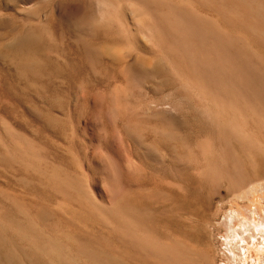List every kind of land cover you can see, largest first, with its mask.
<instances>
[{"label": "rangeland", "instance_id": "374dc122", "mask_svg": "<svg viewBox=\"0 0 264 264\" xmlns=\"http://www.w3.org/2000/svg\"><path fill=\"white\" fill-rule=\"evenodd\" d=\"M2 1V212L18 205L36 218L45 213L46 218H35L42 221L34 222L35 229L50 228L60 241L70 236V243H63L71 250L82 242L108 264H264V239L256 232L262 227H255L262 225V200L233 196L239 186L262 177L263 156L229 139L224 127L199 114L178 89L165 83L157 89L158 77L99 58L95 47L104 38L82 19L84 10L93 9L88 2ZM250 40L264 53L255 34ZM215 42L217 51L231 57L232 87L244 94L253 86L244 67L255 60L254 48L231 39ZM162 95L175 108L166 115L146 104ZM249 98L250 104L238 99V107L260 117L264 79ZM207 149L212 154L203 156ZM9 204L15 208L7 209Z\"/></svg>", "mask_w": 264, "mask_h": 264}, {"label": "bare ground", "instance_id": "6f19581e", "mask_svg": "<svg viewBox=\"0 0 264 264\" xmlns=\"http://www.w3.org/2000/svg\"><path fill=\"white\" fill-rule=\"evenodd\" d=\"M82 1L91 4L90 9L93 7L92 10H84L82 14L83 18H81L85 20L84 26L89 25L91 29H88L102 35V38H104L102 43L95 47L96 55L99 58H105L111 64L121 67L133 64L139 72L158 77L161 83L156 87L157 89H161L162 83L168 84L172 89H178L176 94L181 96L182 99L184 98L187 103L194 105L193 107L197 111H201L199 114L206 115L205 118L208 117L213 120L214 124L216 121L218 125L224 127L226 136L229 139H234L242 147L257 151L264 158V113L262 112L260 117H256L253 113H249V107L242 111L238 107L239 103H237L238 99H244L250 104L252 99L249 97L256 94V84L264 79L263 72L260 70V68H264V53L250 40V35L255 34V37L264 46V30L261 25L264 22V0H214L216 4L211 6L204 4V0H81V3ZM19 2L25 4L21 0ZM77 2L79 4V1ZM61 3L57 5L61 6ZM81 3L79 6H84L85 3ZM88 4L85 7H88ZM71 6L73 5L71 4ZM4 7L6 6L4 5ZM60 11L62 13V10ZM73 17L76 18L74 15ZM87 22L88 25H86ZM249 26L251 29H249ZM216 39H231L242 44L243 48H254L252 54L255 60H248L244 67L247 79L252 82L253 86L251 88L250 85H247L244 94L238 92L239 89L237 91L232 87V76L235 71H233L231 57L224 51H217ZM94 44L96 43L94 42ZM158 79L155 80L158 81ZM102 88L100 91L103 90ZM164 94L167 96L170 93L168 91L167 95ZM162 96L161 99L159 98L160 100L156 98L157 100H150L146 104H149L150 107H156V110L160 108L158 111L162 109L163 114H160L166 115L168 110L171 111L175 108L171 104L172 100L170 102L165 96H163L165 98H162ZM130 98L132 99V97ZM142 98H146L145 95ZM139 106H136V108ZM248 122L253 126H249ZM253 127L257 130H254ZM208 150L210 151V149L202 150L203 156L206 155ZM201 159H205L202 161H204V165H208L205 163L207 162L206 157ZM204 167L203 170L205 171ZM205 172H202V174ZM233 196L234 200L238 201L243 197L262 200L260 206L262 205L263 208L260 207L259 209V220L262 225L257 224L255 227L257 229L263 228L256 230V232L264 239V172L260 179L248 183L247 186H239L234 191ZM10 204L7 205V209L11 208ZM14 206L12 205V208ZM15 209L8 211H12L15 214L13 216H16L19 210L22 214L18 213L19 216L13 217L12 213L9 215L7 214L8 211L5 213L0 209V264H20L17 260H30L32 264H108V258L88 249V247L81 244L82 242L77 244L73 241L77 245L71 250L72 241L71 247L67 246L70 243V236L65 235L67 238L62 239V236L59 235V237L61 236L60 241L57 234L52 232L54 230L48 231L50 228L42 231L40 227L35 229V225L37 226L42 221L35 220L36 216L33 217L27 212L24 213L19 208L18 211L14 212ZM20 216L24 219L21 220ZM17 217V220L19 221L20 218L21 222L14 220ZM40 217L46 218L45 213L38 214L37 218L40 219ZM35 221L38 222L34 225ZM246 230L253 235V228L247 227ZM60 232H63V230L61 229ZM12 239L19 241V244H15L17 241L14 242ZM65 240L69 241L67 245L63 243L67 242ZM261 248L263 250L264 245ZM25 262L27 263V261Z\"/></svg>", "mask_w": 264, "mask_h": 264}]
</instances>
